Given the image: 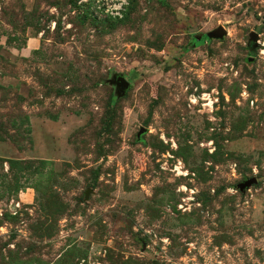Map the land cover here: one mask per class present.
I'll return each instance as SVG.
<instances>
[{"label":"rangeland","instance_id":"1","mask_svg":"<svg viewBox=\"0 0 264 264\" xmlns=\"http://www.w3.org/2000/svg\"><path fill=\"white\" fill-rule=\"evenodd\" d=\"M115 1L0 0V264H264V0Z\"/></svg>","mask_w":264,"mask_h":264},{"label":"water","instance_id":"2","mask_svg":"<svg viewBox=\"0 0 264 264\" xmlns=\"http://www.w3.org/2000/svg\"><path fill=\"white\" fill-rule=\"evenodd\" d=\"M212 35L214 36H223L224 34H226V30L223 28V27H219L216 31L212 32L211 33ZM258 35L256 33H253L251 35V40L252 41H255L257 39ZM117 84H118V88H120L121 90H123L124 88L127 87L128 85V82L127 80L124 78V77H119L118 78V81H117ZM146 128L145 127H142L139 134H138V137H140V135L144 132H146Z\"/></svg>","mask_w":264,"mask_h":264},{"label":"built area","instance_id":"3","mask_svg":"<svg viewBox=\"0 0 264 264\" xmlns=\"http://www.w3.org/2000/svg\"><path fill=\"white\" fill-rule=\"evenodd\" d=\"M125 4H126V0H116L111 6L112 13L116 15H121V13H123Z\"/></svg>","mask_w":264,"mask_h":264}]
</instances>
